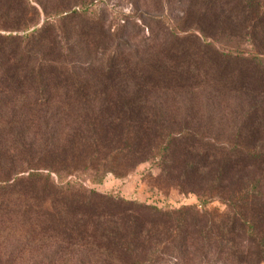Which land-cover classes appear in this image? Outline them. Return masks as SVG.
I'll use <instances>...</instances> for the list:
<instances>
[{
  "label": "trees",
  "instance_id": "16d2710c",
  "mask_svg": "<svg viewBox=\"0 0 264 264\" xmlns=\"http://www.w3.org/2000/svg\"><path fill=\"white\" fill-rule=\"evenodd\" d=\"M16 4L0 0L2 21ZM39 6L46 18L42 26L31 28L28 23L22 36L13 34L17 27L3 28L12 31L9 35L0 32V164L5 163L0 166V264H264V57L250 58L258 53L252 49L261 48L257 25L264 35V4L233 0L216 12V5L211 6L214 21L247 38L251 52L240 59V71L227 61L215 65L218 59L208 47L197 53L186 43L175 45L179 37L165 28L152 43L160 50L157 63L168 65H137L132 73L138 77L128 80L129 71L115 51L101 55L92 69L83 67L85 53L98 46L96 35L84 25V11L69 0ZM201 79L217 97L227 91L232 137L228 151L219 155L225 156L222 165L215 160L208 165L206 155L219 156L198 146L203 139L190 140L197 144L191 147L197 161L187 160L189 150L183 161L186 173H209L210 197L223 190L227 212L222 220L195 207L162 211L85 190L62 177L56 184L50 173L60 175L57 169L44 175L37 167L20 168L35 158L63 162V151L79 134L85 147H91L87 144L116 110L134 119L126 122L131 136L122 138L119 156L136 160L138 144L148 139L157 118L153 94L171 90L181 95L185 88L193 93ZM116 98L122 105L116 106ZM94 101L101 105L89 104ZM66 108L70 115L58 120ZM41 128L50 136L46 145L37 141ZM22 133L34 137L29 141ZM81 159L98 155L92 152ZM25 172L27 177L21 175Z\"/></svg>",
  "mask_w": 264,
  "mask_h": 264
},
{
  "label": "rangeland",
  "instance_id": "374dc122",
  "mask_svg": "<svg viewBox=\"0 0 264 264\" xmlns=\"http://www.w3.org/2000/svg\"><path fill=\"white\" fill-rule=\"evenodd\" d=\"M14 1L17 2V9L14 8V12L10 11L5 21L0 18L1 34L9 35L12 32L4 30L5 27H17L18 30L13 34L22 36L24 25L30 23L31 28L35 24H38V27L43 25L46 18L39 4L46 5L49 0H38L39 4L34 0H23L27 2L28 6L26 4L22 6L21 0ZM69 1L76 5V9L84 11L86 16L84 25L98 39L95 41L98 45L97 48L90 49L92 52L85 53L86 59L83 67L88 70L93 68L91 65L98 64L101 55L107 57L114 51L116 55L120 54L119 63L123 69L127 68L129 71L126 74L127 80L138 77L132 73L137 65L145 67L150 63V68L151 66L158 67L160 64L167 66L168 62H164V60L160 64L157 63L160 50L156 44L152 43L153 37L159 31L160 34L163 33L165 28L173 29L179 37L180 41H176L175 45L181 46V43H186L190 50L197 51V53L198 50L204 52L209 48L213 52L214 58L218 59V63L215 65L227 61L237 72L243 66L239 64L240 59H245L251 52V49L245 46L247 38L242 37L239 30L231 33L224 25L214 21L216 19L213 18V7L211 6L216 5V12L222 5L233 0ZM259 2L264 4V0H259ZM257 26L261 48L252 49L253 51L257 50L258 53L250 55V58L255 55L264 57V35L260 32L262 25L258 24ZM91 47L95 48L96 46ZM261 63L264 65L263 58ZM92 72H94V76L98 77L94 70ZM173 85L174 83L171 86ZM91 86H97V89L103 87L96 84H91ZM195 86L199 88L195 89L193 93L185 88L181 95H176L171 90L163 95L153 94L154 97H157L159 105L158 108L154 103L157 118L155 123H152L153 130L147 133L148 139H144L138 144L139 154L136 160L133 159L134 161L126 159L124 155L119 156V151L122 149V138L127 139L131 136L126 122L134 119L128 112L120 116L116 110L107 117L106 122L108 123L103 124V131H100V135L97 134L91 143L87 144L91 147H85V142L79 134L70 139V145L67 146L66 151H63V162L62 160L55 161L52 158L40 160L35 158L31 165L24 164L20 168L37 167L38 171L44 175L49 173L48 169H57L60 175L55 172L50 173L51 181L56 184L60 181L59 177H62L64 182L75 181L85 190L157 207L162 211L173 212L185 207H195L200 213L207 212L209 216L220 217L222 220L227 212L223 190L217 189L215 194L210 197L206 190L210 183L209 173H186L183 156L185 159L189 153L186 150H189L192 155H189L187 160L197 161L196 150H191V147L197 144L191 142L192 139H203L202 143H198V146L210 151L211 155L219 156L226 153V150L228 151L232 133L231 122L227 114L229 107L226 98L227 91L220 92L223 96L217 97L215 90L209 87L206 80L203 79ZM122 102L117 98L114 100L116 106L122 105ZM89 104L101 105L100 101ZM68 111L69 109L66 108L61 114L64 115L58 120L67 118L70 115ZM51 114L52 118L54 113L51 112ZM116 116H119V121L115 120ZM51 122L55 124L54 121L51 120ZM61 125L59 131L63 127V123ZM113 126L116 128L115 132L112 130ZM40 131L41 135L37 141L42 139L44 145L48 144L50 137L48 132L43 128ZM126 131H128L127 134H125ZM240 135L242 133L237 134L236 137ZM33 137L34 135L31 133L23 134V138L29 141ZM34 144L36 146V141ZM162 146L164 149L159 153ZM92 152L98 155L101 162L98 159L89 161L81 159L83 155L91 156ZM72 156L76 158H71ZM206 157L208 160L210 159L208 161L210 166L212 160L217 161L218 165H222L225 159V156H219L218 159L207 155ZM99 163L103 166L99 167ZM53 164L56 165V168ZM104 165L106 166L104 167ZM0 166L4 167L5 163ZM84 167L86 170L79 172L78 169ZM77 170L78 174L75 173ZM28 174L29 172H25L21 175L27 177ZM38 187L41 188L42 185L38 184Z\"/></svg>",
  "mask_w": 264,
  "mask_h": 264
}]
</instances>
